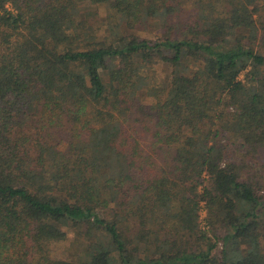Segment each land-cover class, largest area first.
<instances>
[{"label":"trees","instance_id":"obj_1","mask_svg":"<svg viewBox=\"0 0 264 264\" xmlns=\"http://www.w3.org/2000/svg\"><path fill=\"white\" fill-rule=\"evenodd\" d=\"M0 264H264V0H0Z\"/></svg>","mask_w":264,"mask_h":264},{"label":"rangeland","instance_id":"obj_2","mask_svg":"<svg viewBox=\"0 0 264 264\" xmlns=\"http://www.w3.org/2000/svg\"><path fill=\"white\" fill-rule=\"evenodd\" d=\"M99 17L98 19L101 20V32H103L104 30V24L106 23V20H105V16L107 14L106 12V9H100L99 11ZM106 12V13H105ZM255 18H257V14L255 16ZM128 26L130 27H135L134 24L132 23H129ZM136 29V32L138 33V35H140V37H143V36H148V37H152L150 33H147L145 31V29L143 28V26H138ZM157 67L155 66V69H156V72L157 74L160 75V77L163 76V72L161 70V66L160 64H156ZM202 185L205 184V181H201ZM199 186L198 188V192L201 194V186ZM199 216H198V221H199V227L200 228H205V229H208V226L206 225V222H205V215H206V210H205V206H204V201H200L199 202ZM76 244V242L72 245V247H74ZM71 245L70 244H65V243H59V244H56V243H51L50 245H47V253L49 255H52V256H55V257H70L69 256V253L67 252V250L69 249L68 247H70ZM217 247L218 249L220 248V243L218 242L217 244ZM72 251L74 252L75 250L72 248Z\"/></svg>","mask_w":264,"mask_h":264}]
</instances>
